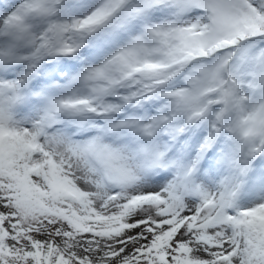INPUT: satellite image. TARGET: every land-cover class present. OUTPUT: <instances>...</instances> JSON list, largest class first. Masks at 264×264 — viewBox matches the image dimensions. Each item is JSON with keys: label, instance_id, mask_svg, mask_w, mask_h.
Segmentation results:
<instances>
[{"label": "snow or ice", "instance_id": "1", "mask_svg": "<svg viewBox=\"0 0 264 264\" xmlns=\"http://www.w3.org/2000/svg\"><path fill=\"white\" fill-rule=\"evenodd\" d=\"M0 264H264V0H0Z\"/></svg>", "mask_w": 264, "mask_h": 264}]
</instances>
